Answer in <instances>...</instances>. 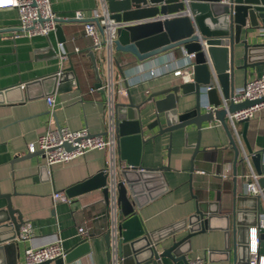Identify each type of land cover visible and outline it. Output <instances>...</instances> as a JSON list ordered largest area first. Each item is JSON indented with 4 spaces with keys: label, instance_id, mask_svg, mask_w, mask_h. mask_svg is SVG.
I'll return each instance as SVG.
<instances>
[{
    "label": "crops",
    "instance_id": "0c3cea01",
    "mask_svg": "<svg viewBox=\"0 0 264 264\" xmlns=\"http://www.w3.org/2000/svg\"><path fill=\"white\" fill-rule=\"evenodd\" d=\"M97 0H51L52 8L60 16H66L59 23V30H50L43 34H15L17 13L14 8L0 9V193L15 192L11 196L13 206H18L23 221H29L33 227L30 238L19 241L16 262L22 261L23 251L28 246L51 242L55 235L63 240V245L69 249L81 239H88L90 251L64 264H108L106 243L103 239L104 230L108 224V204L105 203L101 188L88 189L84 192L69 195L66 202L54 200L55 189L66 193L69 185L84 180L95 172L103 169L107 163V153L104 149H89L84 154L65 162H55L47 169L40 168L44 163L42 153L34 150L29 152L27 144L43 133L50 124L67 125L70 128L86 126L91 133H102L109 122L104 92L95 86L96 76L89 56L91 38L84 32L83 20L73 17L81 12L90 17L91 9L97 6ZM72 18V19H67ZM255 30L248 36L249 42L264 38H255ZM243 36V33L241 34ZM66 51L65 59L59 64V47ZM94 51V50H93ZM174 54V58L183 60L185 55L180 49L145 60H138L129 52L115 49L116 61L114 78L117 86L124 91L118 93L115 102L127 101L126 91L133 102L145 98L150 92L171 85L180 80L172 73H165L153 78H147L136 83H130L132 67L139 64H152ZM95 52V51H94ZM103 56V49L100 51ZM237 63L243 61L240 57ZM99 65L100 76L105 75V63ZM117 62V63H116ZM118 63L123 64L125 77L120 73ZM263 63L235 69L234 87L245 80L259 74ZM68 77L74 84L63 91L53 88L52 78H46L49 73L69 69ZM76 76L77 82L74 81ZM21 83L19 87L13 86ZM13 86V87H11ZM219 91V89H218ZM220 93V91H219ZM52 94L55 103L47 104L45 96ZM177 110L183 111L195 102L192 93L180 95ZM208 97L202 96L201 110H207ZM153 103L149 101L142 109L143 122H149L154 117ZM235 145L239 148V156L245 154L243 161L236 162V173L233 172L234 149L231 147L227 131L216 120L202 123L198 131L194 123L159 133L154 138L143 142L141 164L155 167L165 165L158 173L145 174L146 181L143 191L139 193V207L135 211L144 222L147 230H165L171 224L192 214L197 207V201L211 200V206L217 208L212 227L191 236V249L187 258L194 254H206L208 264H232V253H225L226 236L222 229L224 219L220 216L230 212L234 199L238 210H245L246 220L251 225L255 214L264 210V200L253 198L254 195L244 191L245 173L256 167L247 153L246 145L253 151L264 149V107H260L254 116L246 120L235 121L234 128L225 117ZM147 131L152 134L156 130ZM147 133V134H148ZM199 139L198 151L192 159L194 169L190 171V159L194 145ZM32 153L31 157L14 159L17 155ZM247 154V155H246ZM230 170L226 176V164ZM264 173V160L260 159ZM259 174V173H257ZM5 204V198L0 196V205ZM256 210V213L253 211ZM84 225L89 230L87 238L81 237L77 227ZM179 230L176 236L186 233ZM264 228L259 232L263 233ZM170 243L171 238L162 240ZM232 236L229 237V245ZM258 250L264 253V235L259 240ZM10 255L0 248V264H9ZM162 264H183L181 259L172 261L167 256L161 257ZM56 264V258L48 263Z\"/></svg>",
    "mask_w": 264,
    "mask_h": 264
},
{
    "label": "water",
    "instance_id": "95a60500",
    "mask_svg": "<svg viewBox=\"0 0 264 264\" xmlns=\"http://www.w3.org/2000/svg\"><path fill=\"white\" fill-rule=\"evenodd\" d=\"M108 10L113 18L135 21L119 26L117 37L113 43L115 49L131 53L134 58L142 61L153 55L168 52L171 49H180L186 56L193 51L192 80H177L171 85L150 92L145 98L133 102L126 91L127 101L119 100L113 105L114 133L117 136V149L120 158L125 164L118 172V226L116 236V255L119 264H162L161 257L167 256L172 261L181 259L183 264H188L187 253L191 249V236L210 229L217 208H213L211 200L197 201L194 212L179 221L169 225L167 229L149 231L144 222L135 211L139 207V193L143 191L146 181L145 174L158 173L165 168L163 164L149 167L141 164L142 144L147 139L154 138L159 133L169 132L172 129L194 123L198 131L205 121L216 119L227 131L231 147L234 149L233 172L236 173V162L243 161L245 154L239 156V148L235 145L228 128L227 112L242 109L248 105L259 102L264 96L250 99L245 98L239 102L229 99L227 107L221 106L222 95L228 98L234 88L235 69L247 66H256L264 63V39L254 42L248 41V36L264 38V0H107ZM72 19V18H67ZM97 23V19H93ZM56 29L59 30V23ZM243 33V36L241 34ZM205 46V48H204ZM89 56L96 76L95 86L104 92L96 53L91 49ZM243 61L237 63V58ZM117 63V62H116ZM121 74H124L123 64L118 63ZM72 69H65L59 73L53 72L46 75L52 78L53 88L63 91L70 88L74 82L68 77ZM73 75V74H72ZM74 81L77 82L76 76ZM22 84L13 86L19 87ZM206 85L208 102L212 105L207 110H201L202 88ZM220 86V92L218 91ZM11 86V87H13ZM6 88L0 89V93ZM192 93L195 102L183 111L177 110L180 95ZM152 101L153 115L151 121L144 123L142 109ZM246 120V119H243ZM154 133L147 131L154 129ZM103 132V131H102ZM148 133V134H147ZM194 145L190 159V171L194 169L192 159L199 150V139ZM70 148V144L64 143ZM247 153L256 167L259 182L264 185V173L260 165L262 149L253 151L246 145ZM41 153V151L38 150ZM247 155V154H246ZM32 153L17 155L14 159L31 157ZM40 168L47 169L46 164ZM107 172L101 169L84 180L71 184L66 189L67 195L78 194L88 189L101 188L104 201H108V188L105 186ZM15 192L0 193L5 198V204L0 205V248H4L10 255L7 263H15L19 239V227L23 222L18 206H13L11 196ZM256 200V196H253ZM230 212L221 214L224 219L223 231L226 236L225 253H232V264H247L248 253V226L245 210H238L235 199ZM253 211V210H252ZM256 213V210L253 213ZM257 220L255 214V223ZM186 229V233L176 236L179 230ZM260 238L264 235L259 233ZM232 244L229 245V237ZM170 237L167 245L163 239ZM103 239L106 243V257L110 261L109 229L104 230ZM90 251L88 239H81L69 249L63 257H56V264L70 262ZM50 260L45 261V263Z\"/></svg>",
    "mask_w": 264,
    "mask_h": 264
},
{
    "label": "built area",
    "instance_id": "2783aa9c",
    "mask_svg": "<svg viewBox=\"0 0 264 264\" xmlns=\"http://www.w3.org/2000/svg\"><path fill=\"white\" fill-rule=\"evenodd\" d=\"M187 2V0H185ZM222 1V0H221ZM228 1V0H223ZM97 6L91 9L90 17H85L81 12H76L73 17L78 20H83L84 32L91 38V46L96 53L97 61L101 64V60L105 63V75L101 76L102 86L104 88V97L108 115L110 116L106 129L102 133H91L86 126L82 128H70L67 125H52L36 139L27 144V150L32 152L34 150L41 151L44 164L48 167L55 162H65L69 159L77 157L85 153L89 149H104L107 153V163L103 168L107 172V179L105 186L108 188V224L106 228L109 229L110 239V261L108 264H119V258L116 255V236L118 226V186L119 179L118 172L120 167L125 164V160L120 158L117 149V136L114 133L113 117L111 116L113 105L115 103V96L124 91L122 85L117 86V81L114 78L115 56L113 54L115 45L114 39L117 37V29L127 23L135 21H125L115 19L111 16V11L108 10L107 0H97ZM14 8L17 13V23L14 29L15 34L33 35L43 34L47 35L50 30L55 29L56 24L66 16H60L55 12L51 5V0H0V9ZM97 19V23L93 20ZM59 47V64L62 67V61L65 59L66 51L62 47L61 42ZM205 48V46H204ZM103 49V56L100 51ZM194 52H188L183 60L174 58V54L157 59L152 64H137L132 67L131 75L129 77L130 83H136L153 76H159L165 73H172L178 76L182 81L192 80V57ZM124 69V73H125ZM61 72L58 70L57 73ZM124 77L125 75L122 74ZM206 85L202 88L201 96H206ZM220 91V86L218 85ZM221 93V92H220ZM264 96V63L259 74L245 80L241 85L235 86L228 98L223 97L221 106L227 107L229 99L233 102L242 101L245 98H258ZM47 104L52 107L55 103L52 94L45 96ZM211 108L212 105L207 102L206 108ZM260 107H264V99L257 103L242 107V109L227 112V118L234 128L235 121L250 118L254 116ZM69 143L70 148H65L64 143ZM262 159L264 160V149L262 151ZM226 171L223 176L228 174L230 164H226ZM244 191L248 194L254 195L257 198L264 200V185L259 182L260 174H257L252 168L249 172L244 174ZM54 200L70 201L71 197L62 190L55 189L52 193ZM255 223L248 226V253L249 259L247 264H264V253L258 250L260 235L259 232L264 228V210L257 214ZM105 228V229H106ZM78 234L87 238L89 230L84 225L77 227ZM33 227L29 221H23L19 227L17 237L25 240L32 236ZM66 248L63 245V240L57 234L46 244L28 246L23 251L22 261L17 264H35L43 263L47 260H52L56 257H63L66 253ZM188 264H208L206 254H194L188 258Z\"/></svg>",
    "mask_w": 264,
    "mask_h": 264
},
{
    "label": "rangeland",
    "instance_id": "374dc122",
    "mask_svg": "<svg viewBox=\"0 0 264 264\" xmlns=\"http://www.w3.org/2000/svg\"><path fill=\"white\" fill-rule=\"evenodd\" d=\"M103 63V62H102ZM103 65H104V63H103Z\"/></svg>",
    "mask_w": 264,
    "mask_h": 264
}]
</instances>
